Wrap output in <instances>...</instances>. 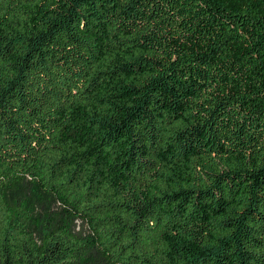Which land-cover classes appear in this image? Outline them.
I'll use <instances>...</instances> for the list:
<instances>
[{
  "label": "trees",
  "instance_id": "obj_1",
  "mask_svg": "<svg viewBox=\"0 0 264 264\" xmlns=\"http://www.w3.org/2000/svg\"><path fill=\"white\" fill-rule=\"evenodd\" d=\"M44 2L22 6L8 0L0 22V264L63 260L56 250L31 255L22 247L33 217L28 214L26 222L21 213L12 214V166L3 146L9 139L23 147L33 138L41 142L44 127L74 113L75 104L101 112L88 116L81 130L93 146L83 154L82 146H71L63 160L82 170L87 183L107 189L99 204L82 199L87 206L82 218L109 264H172L157 242L145 243L143 257L135 248L150 212L155 208L164 218L179 201L200 213L205 202L231 208L224 221L228 232L196 249L192 261L255 264L250 242L264 249V0H65L63 11ZM83 19L101 32L113 27L121 38L113 46L128 54L124 68L141 77L138 89L125 90L138 92L130 105H117L119 95L110 83L114 69L100 66L101 53L80 29ZM15 104L22 115L7 112ZM160 105L181 119L180 159L202 154L215 160L205 187L183 188L178 196L164 172L151 194L131 184L129 169L133 163L142 166L149 148L136 123ZM155 128L149 125L152 135ZM113 148L120 155L105 157ZM156 160L154 154L149 158ZM34 190H20L22 200L33 199ZM64 244L60 239L50 246L62 252ZM93 261L88 257L83 264Z\"/></svg>",
  "mask_w": 264,
  "mask_h": 264
},
{
  "label": "rangeland",
  "instance_id": "obj_2",
  "mask_svg": "<svg viewBox=\"0 0 264 264\" xmlns=\"http://www.w3.org/2000/svg\"><path fill=\"white\" fill-rule=\"evenodd\" d=\"M8 0H0V22L4 19L3 8ZM39 0H15L18 4L26 6ZM65 0H46L44 6L52 4L56 9L63 11ZM85 14V9L82 10ZM80 29L84 32V39L98 49L101 53L100 66L103 69H114L110 83L116 86L119 95L117 105H130L133 98L138 95L134 91L125 93L126 88L138 89L141 85V77L124 67L128 61V54L121 52L113 45L122 43L116 31L112 28L101 32L100 29L89 23L88 19H83ZM116 65L119 68H115ZM1 72V71H0ZM1 74V73H0ZM1 78V77H0ZM78 101V100H75ZM8 113L13 116L22 115L17 104L9 107ZM2 111L0 110V113ZM83 115L84 119L80 117ZM101 114L97 111L91 114V110L74 106V113L69 116L55 119L50 125L44 127L45 134L42 141L37 138L28 140V146L15 139L4 142L3 150L11 159V179L12 190L8 191L11 201L15 204L11 206L13 215L26 216L31 214L33 219L28 221V230L24 237L20 239L22 247L31 255L44 254L56 250L63 260L54 264H83L88 257H94L93 264H109L97 251L92 239L93 232L87 222L82 218L85 214L86 204L82 199L91 204H99L102 201L105 187L99 190L94 184L87 183L83 179L82 170H74L68 162L65 165V151L71 146L81 147L80 153L88 146H93L88 140H83L81 130H86L85 120L88 116L97 117ZM53 123H55L53 125ZM156 128L154 135L150 133L149 125ZM19 123H17V127ZM138 135L141 140L147 142L148 152L144 154L145 161L142 166L133 163L129 169L131 184L139 186L141 194H151L153 189L162 180L160 173L170 175L168 187L178 192L183 188L200 189L207 185L205 175L208 169L214 167L215 160L206 155L198 154L188 159H180L176 154V145L179 143L176 133L182 129L181 119L174 117L163 106L156 109L148 108L145 115L136 123ZM18 130L24 132L22 128ZM157 157L156 161H149L151 155ZM120 155L119 148L105 151V157L113 158ZM42 157L38 163L36 160ZM79 172L81 176L74 179V173ZM17 178H21V185ZM81 182V183H80ZM24 184L27 186H24ZM29 186V187H28ZM58 187V190L56 188ZM3 185H0L2 190ZM34 189L33 199L22 200V189ZM7 193V191H6ZM10 201V202H11ZM65 201L66 203H63ZM180 202V201H179ZM177 202L170 206L168 215L161 218L158 211L150 212L148 224L143 227L142 240L139 241L135 251L143 257L145 243L157 242L172 259V264H198L191 260V257L204 243H212L219 236L225 235L227 227L224 221L231 213V208L226 205H215L205 202L200 212L189 210L185 204ZM70 203H73L71 205ZM21 208L24 212H21ZM96 213V212H95ZM56 217L52 228L51 220ZM152 219V220H150ZM50 221V222H49ZM35 222V224L33 223ZM50 223V224H49ZM55 226L57 229L55 230ZM33 236L34 240L29 237ZM65 240L63 251L50 243ZM88 240L92 243L91 249L87 248ZM250 242L254 254L255 264H264V249L258 243ZM69 257V258H67ZM122 264H130V260ZM143 264H146L143 261ZM232 264V263H228Z\"/></svg>",
  "mask_w": 264,
  "mask_h": 264
}]
</instances>
